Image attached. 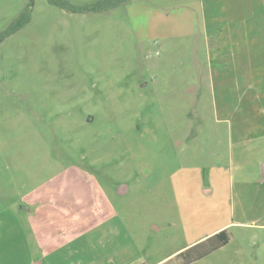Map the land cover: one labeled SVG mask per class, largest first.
I'll list each match as a JSON object with an SVG mask.
<instances>
[{
	"label": "rangeland",
	"instance_id": "obj_1",
	"mask_svg": "<svg viewBox=\"0 0 264 264\" xmlns=\"http://www.w3.org/2000/svg\"><path fill=\"white\" fill-rule=\"evenodd\" d=\"M76 171L132 264H264V0H0V212Z\"/></svg>",
	"mask_w": 264,
	"mask_h": 264
},
{
	"label": "crops",
	"instance_id": "obj_2",
	"mask_svg": "<svg viewBox=\"0 0 264 264\" xmlns=\"http://www.w3.org/2000/svg\"><path fill=\"white\" fill-rule=\"evenodd\" d=\"M201 33L207 36L208 29ZM77 172L69 177L76 182L74 187L67 186L65 176L53 187L24 194L19 216L11 207L1 210L0 264H72L78 256L92 253L98 254L92 264L133 263L127 246L120 248L121 237L125 245L130 237L113 221L118 214L109 195L93 182L89 187L91 179L82 180ZM126 192L125 185L118 190L119 194Z\"/></svg>",
	"mask_w": 264,
	"mask_h": 264
},
{
	"label": "trees",
	"instance_id": "obj_3",
	"mask_svg": "<svg viewBox=\"0 0 264 264\" xmlns=\"http://www.w3.org/2000/svg\"><path fill=\"white\" fill-rule=\"evenodd\" d=\"M52 2H58L60 5H62L64 8L68 9L70 8L73 11L83 12V11H104L109 10L118 6H121L125 3H127L129 0H99L98 2H95L91 5L82 6V7H74L73 5H69V3L66 0H51ZM30 19L29 10L25 9L23 10L19 16L16 18V20L12 23L11 29L8 30L7 33H11L16 31L18 28L22 27L24 24H26ZM214 238H217L218 241L214 244H212L207 251H212L220 246L228 243L230 236L228 228L222 229L218 231L217 233L213 234L207 240H212ZM187 251V250H186ZM206 251V252H207ZM183 264H189L191 263L194 258H185L184 257Z\"/></svg>",
	"mask_w": 264,
	"mask_h": 264
},
{
	"label": "water",
	"instance_id": "obj_4",
	"mask_svg": "<svg viewBox=\"0 0 264 264\" xmlns=\"http://www.w3.org/2000/svg\"><path fill=\"white\" fill-rule=\"evenodd\" d=\"M122 188V187H121Z\"/></svg>",
	"mask_w": 264,
	"mask_h": 264
}]
</instances>
